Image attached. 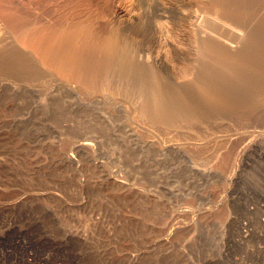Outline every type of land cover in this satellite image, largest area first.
Segmentation results:
<instances>
[{
  "label": "rangeland",
  "instance_id": "obj_1",
  "mask_svg": "<svg viewBox=\"0 0 264 264\" xmlns=\"http://www.w3.org/2000/svg\"><path fill=\"white\" fill-rule=\"evenodd\" d=\"M216 1L0 0V264H264V0ZM81 21L87 82L22 42Z\"/></svg>",
  "mask_w": 264,
  "mask_h": 264
},
{
  "label": "bare ground",
  "instance_id": "obj_2",
  "mask_svg": "<svg viewBox=\"0 0 264 264\" xmlns=\"http://www.w3.org/2000/svg\"><path fill=\"white\" fill-rule=\"evenodd\" d=\"M212 12L225 19H230L237 14L232 7L226 5L224 1L221 3L220 0L214 2ZM122 17L125 16L122 14ZM62 27L53 30L42 28L38 32L24 30L21 32L23 33V35L21 34L22 42L62 76L87 82L88 74H90L88 55L100 49L107 50L106 53H112L116 40L114 37L99 39L94 30L95 27L93 28L90 24L82 21L72 27Z\"/></svg>",
  "mask_w": 264,
  "mask_h": 264
}]
</instances>
